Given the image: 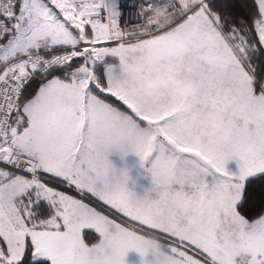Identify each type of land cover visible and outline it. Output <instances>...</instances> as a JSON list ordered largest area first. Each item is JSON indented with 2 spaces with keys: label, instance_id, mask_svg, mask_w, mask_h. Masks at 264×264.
<instances>
[{
  "label": "snow or ice",
  "instance_id": "obj_1",
  "mask_svg": "<svg viewBox=\"0 0 264 264\" xmlns=\"http://www.w3.org/2000/svg\"><path fill=\"white\" fill-rule=\"evenodd\" d=\"M144 49L154 101L128 79ZM113 150L147 165L145 195ZM130 250L264 264V0H0V264Z\"/></svg>",
  "mask_w": 264,
  "mask_h": 264
},
{
  "label": "clouds",
  "instance_id": "obj_2",
  "mask_svg": "<svg viewBox=\"0 0 264 264\" xmlns=\"http://www.w3.org/2000/svg\"><path fill=\"white\" fill-rule=\"evenodd\" d=\"M164 19L165 11L162 8L156 9L152 22L162 23ZM156 58L157 52L154 49H144L133 57L128 73L130 84L137 87L142 96L148 101H154L158 98L160 83L154 78L142 79V74L153 65Z\"/></svg>",
  "mask_w": 264,
  "mask_h": 264
},
{
  "label": "rangeland",
  "instance_id": "obj_3",
  "mask_svg": "<svg viewBox=\"0 0 264 264\" xmlns=\"http://www.w3.org/2000/svg\"><path fill=\"white\" fill-rule=\"evenodd\" d=\"M119 155L121 154L118 151L113 150L109 154V160L113 163L118 171L121 169H126L128 171L130 177L128 188L130 191H132L138 197L145 195L147 190L152 186L151 177L145 171L147 165L142 167L140 164V159L135 153L130 152L126 156H122V158H120ZM229 167H234V162H230ZM128 255L135 258L136 261H141L139 253H137L135 250H130Z\"/></svg>",
  "mask_w": 264,
  "mask_h": 264
},
{
  "label": "crops",
  "instance_id": "obj_4",
  "mask_svg": "<svg viewBox=\"0 0 264 264\" xmlns=\"http://www.w3.org/2000/svg\"><path fill=\"white\" fill-rule=\"evenodd\" d=\"M120 158H122V155H119ZM130 257V258H129ZM146 259L148 260H152L153 257L151 256V254H149ZM125 264H141V261H136L135 258L129 256L128 254L126 255V258H125Z\"/></svg>",
  "mask_w": 264,
  "mask_h": 264
},
{
  "label": "built area",
  "instance_id": "obj_5",
  "mask_svg": "<svg viewBox=\"0 0 264 264\" xmlns=\"http://www.w3.org/2000/svg\"><path fill=\"white\" fill-rule=\"evenodd\" d=\"M138 22H139V19L138 18L132 19L129 16L122 14V18H121V23L122 24H124V23L134 24V23H138Z\"/></svg>",
  "mask_w": 264,
  "mask_h": 264
},
{
  "label": "trees",
  "instance_id": "obj_6",
  "mask_svg": "<svg viewBox=\"0 0 264 264\" xmlns=\"http://www.w3.org/2000/svg\"><path fill=\"white\" fill-rule=\"evenodd\" d=\"M98 238V237H97Z\"/></svg>",
  "mask_w": 264,
  "mask_h": 264
}]
</instances>
